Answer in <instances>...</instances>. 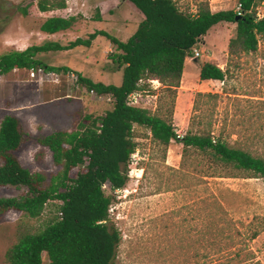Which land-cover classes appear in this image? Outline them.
<instances>
[{
  "label": "rangeland",
  "instance_id": "obj_1",
  "mask_svg": "<svg viewBox=\"0 0 264 264\" xmlns=\"http://www.w3.org/2000/svg\"><path fill=\"white\" fill-rule=\"evenodd\" d=\"M38 1L0 0V56L50 42L67 46L99 31L124 42L141 21L127 0H64L73 8L77 22L70 30L47 35L40 27L53 15L40 12ZM205 1L214 13L239 11L237 0H174L182 13L191 16L196 5ZM256 13L264 18V0ZM235 29L228 23L213 27L195 47L201 57L197 63L188 61L176 94L163 86L154 90L147 83L149 90L142 93L141 104L149 114L171 121L179 136L211 131L215 139L220 136L231 147L264 159V38L255 53L244 54L227 66L228 42ZM110 47L105 37L97 36L88 48L41 54L36 59L94 83L118 87L123 72L108 59L115 50ZM204 63L228 70L224 82L200 81ZM110 110L112 103L107 98L97 99L68 80L40 83L31 80L27 70L0 76V122L5 116L20 121L28 141L17 157L23 168L47 178L58 168L37 138L71 131L84 117H101ZM133 139L136 151L127 167L125 187L116 192L105 190L112 197L109 223L121 235L113 264H264V179L231 169L218 168L214 173L210 158L174 141L165 148L144 127L134 126ZM39 150H43L41 160L36 159ZM75 176L72 172L71 177ZM19 193L0 188V198ZM60 205L59 201L48 202L37 219L13 211L3 214L0 264L21 235L41 231ZM42 264H49L45 253Z\"/></svg>",
  "mask_w": 264,
  "mask_h": 264
},
{
  "label": "trees",
  "instance_id": "obj_2",
  "mask_svg": "<svg viewBox=\"0 0 264 264\" xmlns=\"http://www.w3.org/2000/svg\"><path fill=\"white\" fill-rule=\"evenodd\" d=\"M142 15L135 33L127 40L99 31L88 40L80 38L67 46L50 42L11 51L0 56V76L14 70H30L38 66L54 68L36 59L38 55L89 47L97 36L105 37L114 47L108 55L113 65L122 69L120 86L104 85L79 76L87 92L111 97L112 110L101 117L86 116L71 131H56L37 138L47 148L58 171L47 178L23 168L18 157L28 141L20 121L5 116L0 122V188H13L17 197L0 198V217L9 211L30 219L39 218L50 201H59L55 216L36 233H24L5 253L4 264H42L46 254L49 264H113L121 242L119 231L109 223L112 197L102 190L107 184L111 192L122 190L128 179L127 167L136 151L134 126L149 130L154 141L168 148L171 141L184 149L193 148L211 159L216 169L245 173L249 178L264 179V159L231 147L211 131L177 135L171 121L149 114L141 107H129L127 98L135 92L149 90L148 81H158L166 91L176 94L180 87L186 58L215 26L228 23L236 26L228 42L227 66L244 54L255 53L264 38V18L256 8L262 0H237L239 11L212 12L208 2H199L196 13H182L174 0H127ZM38 10L47 13L65 8L64 0H39ZM77 18H48L40 30L47 35L71 29ZM228 70L204 63L200 81L224 82ZM216 99V94H198ZM43 150L36 155L41 160ZM75 172V178L71 173ZM214 177V176H212ZM233 177V176H231ZM61 214L59 216L58 214Z\"/></svg>",
  "mask_w": 264,
  "mask_h": 264
},
{
  "label": "built area",
  "instance_id": "obj_3",
  "mask_svg": "<svg viewBox=\"0 0 264 264\" xmlns=\"http://www.w3.org/2000/svg\"><path fill=\"white\" fill-rule=\"evenodd\" d=\"M71 12V9L67 8V14H69ZM199 57H201V51L197 50V49H193L192 50V56L189 57V60H196ZM28 76L31 80H36L37 82H42L45 79L46 80H50L51 82L55 83V84H59L61 81L63 80H68L71 81L76 87L81 86L80 82H79V76L71 71H50V70H46L41 66H38L36 68H32L30 70H27ZM148 83H150L152 85V88L154 90H157L161 87V84L158 81H148ZM82 87V86H81ZM91 96L97 98V99H103V98H107L108 101L111 100V97L109 95L107 96H102V95H97L93 90L88 92ZM142 93L143 92H135L132 93L128 96L127 98V105L129 107H141L144 108L141 104V98H142ZM133 157V155L131 156ZM131 160V159H130ZM102 190H108L109 191V187L107 184L102 185ZM59 216H61V214H58Z\"/></svg>",
  "mask_w": 264,
  "mask_h": 264
},
{
  "label": "crops",
  "instance_id": "obj_4",
  "mask_svg": "<svg viewBox=\"0 0 264 264\" xmlns=\"http://www.w3.org/2000/svg\"><path fill=\"white\" fill-rule=\"evenodd\" d=\"M103 4V5H102ZM104 4H105V2L104 3H100V5L101 6H104ZM131 4V3H130ZM81 7H83V5H81ZM67 8H69V9H71V12L69 13V14H67L66 12H67ZM72 10H73V8L70 6V5H67L66 4V2H65V8H63V9H57V10H52V11H50V14L51 15H53V16H51V17H49V18H61V19H69V18H72V17H75L76 15L75 14H72ZM102 11L103 10H99V13L102 15ZM47 13H49V12H47ZM137 13H138V15H139V17H140V20L142 21L143 20V18H141V16L140 15H142L139 11H137ZM142 17H143V15H142ZM76 18V17H75ZM96 21H98V22H100L101 21V19H99V18H97V20ZM140 21V22H141ZM76 24V23H75ZM74 24V25H75ZM73 25V26H74ZM72 26V27H73ZM71 27V28H72ZM70 30V29H69ZM67 31V30H66ZM105 32V31H104ZM107 33V32H106ZM57 34V33H56ZM55 35V34H54ZM74 42V41H73ZM93 42V41H92ZM58 44V43H57ZM60 45V44H59ZM61 46H63V45H61ZM111 47H113L112 45H111ZM110 47V48H111ZM86 48H88V47H86ZM110 48L108 49L109 51H110ZM75 49V48H74ZM107 50V51H108ZM69 51V50H68ZM60 52H62V51H60ZM55 53V52H54ZM188 61H190L189 60V58H186V60H185V65H184V69H186L187 68V66H188ZM69 69H71V68H69ZM75 70V69H74ZM15 71V70H14ZM68 71H70V70H68ZM122 71V70H121ZM183 74H184V70H183ZM77 75H79V74H77ZM81 76V75H80ZM82 77V76H81ZM83 78V77H82ZM91 81V80H90ZM94 83V82H93ZM102 84H104V85H108L106 82L105 83H102Z\"/></svg>",
  "mask_w": 264,
  "mask_h": 264
},
{
  "label": "water",
  "instance_id": "obj_5",
  "mask_svg": "<svg viewBox=\"0 0 264 264\" xmlns=\"http://www.w3.org/2000/svg\"><path fill=\"white\" fill-rule=\"evenodd\" d=\"M195 63H197V60H194Z\"/></svg>",
  "mask_w": 264,
  "mask_h": 264
}]
</instances>
